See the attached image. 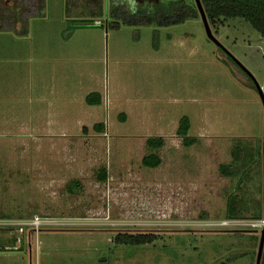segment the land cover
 <instances>
[{
    "label": "rangeland",
    "instance_id": "1",
    "mask_svg": "<svg viewBox=\"0 0 264 264\" xmlns=\"http://www.w3.org/2000/svg\"><path fill=\"white\" fill-rule=\"evenodd\" d=\"M35 2L23 0L19 22L2 27L0 44L23 60L24 37L38 42L47 61L33 77L58 76L70 123L53 128H72L79 138L38 134L41 102L34 80L23 78L32 63L0 58V264H256L264 107L252 78L264 93V38L242 19L210 25L223 51L200 15L143 27L124 22L139 11L123 0H44L40 14ZM3 8L1 16L12 18ZM92 92L104 105L91 111L85 97ZM183 117L197 143L169 147ZM96 124L106 135H83ZM160 135L166 147L155 152L163 164L147 167L142 158L154 151L145 137ZM118 233L158 239L118 245Z\"/></svg>",
    "mask_w": 264,
    "mask_h": 264
},
{
    "label": "trees",
    "instance_id": "2",
    "mask_svg": "<svg viewBox=\"0 0 264 264\" xmlns=\"http://www.w3.org/2000/svg\"><path fill=\"white\" fill-rule=\"evenodd\" d=\"M123 1H125L126 5L130 7L131 0ZM135 1V4L137 3V7H135L139 11L137 16L130 21H127L125 17L123 18L124 22L131 26L141 25L143 27L156 26L166 28L181 25L187 21L196 20L199 15L194 0H150V2L147 0V2L145 1V5H143L144 0ZM201 3L210 25L224 24L231 19H242L248 22L261 35V37L264 38V0H201ZM44 5V0H42L41 4L38 6V10L42 11ZM75 22H79V28L85 26L83 21L77 20ZM228 59L235 63V61L229 56ZM86 101L88 105H99L101 103L100 95L97 93L90 94ZM190 127L189 118L183 117L180 120L177 129V135L182 138L183 145L187 148L192 147L197 143L196 138L188 137ZM94 129L101 132L104 129V125L96 124ZM163 142L162 139H149L147 144L150 148H159L163 145ZM160 163V159L153 154L143 159V164L151 168L158 167ZM221 172L229 176L234 175L229 172L228 167H221ZM98 178L101 182L106 181V169H103L100 172ZM234 205L235 201H230L228 204V212L231 218L235 215ZM157 239L158 236L154 234L118 233L114 241L118 245L142 246L151 244ZM0 251L6 250L5 248L0 247ZM261 264H264V252Z\"/></svg>",
    "mask_w": 264,
    "mask_h": 264
},
{
    "label": "crops",
    "instance_id": "3",
    "mask_svg": "<svg viewBox=\"0 0 264 264\" xmlns=\"http://www.w3.org/2000/svg\"><path fill=\"white\" fill-rule=\"evenodd\" d=\"M38 14H40L39 10H38ZM7 29H10V28H7ZM7 29H4V30H7ZM0 30H2V29H0ZM24 39L27 42L26 43V47L24 49H28L29 54H27L23 60H22L21 56H12L13 57L12 61H14L15 63H20L21 61L28 60V61H30L32 63V65H29L27 70L26 69L24 70V76L25 77H23V78L28 77V79H31L30 80L31 82H33V80H34V83H33V85L30 88H32V89L34 88L35 95L38 97V100H40V102H41V104L39 105V112H40L39 113V117H40V119H42V120H40V124L42 123V127H41V130L38 131L39 132L38 134L40 136L45 137V138L52 137V135H56V134H58L59 136H62V137H70L71 136L70 138H79V136L76 135V134L72 135V133L70 132L72 128H65L64 130L63 129L60 130V128L59 129H57V128L54 129L53 128V126H55V127L56 126H63L65 124L69 123V122L68 123L64 122V111H63L64 107H63V104H62L63 102L59 98V94L62 95V93L58 92V90L60 89V87H59L60 81L58 79V76L57 77L55 76L54 78L50 79V82L48 80L42 78V79H39V82L37 83L38 80H35L36 74L33 77V73L34 72L37 73V71H36L37 68L36 67H38V65H41V63L43 64L44 62L47 61L46 58H45L46 53L44 52L43 49L36 48L37 45H38V42H36L34 40V38L30 39L29 37H24ZM15 40H19V39H15ZM0 49H1L0 50V58H3V59L12 58L10 55H8L6 47H5L4 44H2V43L0 44ZM41 51H43V52H41ZM18 57H20V58H18ZM1 70L4 71L5 68L0 69V73H1ZM18 72H19V70L13 71V70L8 68V72L7 73L11 77H21ZM42 73L44 74L45 72L41 71L40 73H37V75L38 74L42 75ZM48 92L50 93L49 95H48ZM93 93H95V92H92V93H89V94L87 93L85 99L87 100V97L90 94H93ZM99 95L101 96V94H99ZM69 98H71V97H69ZM103 105L104 104H103V101L101 99V103L99 105H88V106H89V108L91 110V109L101 108V107H103ZM89 108H87V109L89 110ZM58 109H60V110L58 111ZM122 119L124 120V122H126L127 115H125V113L122 114ZM58 120H60V121H58ZM86 128L89 129V131L87 133L84 132ZM82 133H83V135L90 136L91 134H96V131H95V129L93 130L92 126H87L86 125V126H84ZM100 133H103V131H101ZM103 134L106 135V132L103 133ZM54 137H56V136H54ZM165 137H166V135H160L159 137H156V138L152 137V136L145 137L146 138L145 147L148 146L147 141L149 139H162L164 141L163 145L161 147H159V148H151V151H154V152H152V154L156 155L160 159V162H161L158 167H154L155 169L156 168L158 169L163 164L162 158L160 157V155L156 154L155 151L156 150H161L164 147H166V141H165L166 139H165ZM173 139L174 140L171 141V144H168L169 147H173V146L176 147V145H174L173 143L174 142L176 143V141H178V140L182 141V138L177 135V131H176V135L173 134ZM182 144H183V141H182ZM185 148H187V147H185ZM145 157H147V156H144L142 158V162H143V159ZM107 169L111 170V167L110 168L108 167ZM111 171H109V172H111Z\"/></svg>",
    "mask_w": 264,
    "mask_h": 264
},
{
    "label": "water",
    "instance_id": "4",
    "mask_svg": "<svg viewBox=\"0 0 264 264\" xmlns=\"http://www.w3.org/2000/svg\"><path fill=\"white\" fill-rule=\"evenodd\" d=\"M197 8H198V12L199 15L201 17L202 23L205 27L206 33L208 38L213 41L217 47L223 51H226L223 46L220 44V42L217 40V38L213 35L208 18L205 14L204 8L202 6L201 0H194ZM228 56L233 59L229 54ZM234 60V59H233ZM253 81V85L255 86V88L257 89L258 93L260 94V98L262 100L263 103V107H264V93L260 87V85L257 83V81L252 78ZM263 140H264V136H263ZM263 168H264V143H263ZM264 218V217H263ZM263 252H264V229L261 232V238H260V244H259V249H258V254H257V259H256V264H261L262 262V258H263Z\"/></svg>",
    "mask_w": 264,
    "mask_h": 264
},
{
    "label": "flooded vegetation",
    "instance_id": "5",
    "mask_svg": "<svg viewBox=\"0 0 264 264\" xmlns=\"http://www.w3.org/2000/svg\"><path fill=\"white\" fill-rule=\"evenodd\" d=\"M41 1L42 0H37V3L35 2L36 4L35 3L32 4L33 7H37L38 9V6L41 4ZM22 2L23 0H0V8L4 7L5 9L10 10V13L12 14V18H9L8 20H6L9 16L8 17L1 16V13L3 11L0 10V29H2V27L5 24H8L11 21L18 20L17 22H19V19H20L19 15L23 12V8H25V4H22ZM135 2H136L135 0L130 1V3H134V4Z\"/></svg>",
    "mask_w": 264,
    "mask_h": 264
},
{
    "label": "built area",
    "instance_id": "6",
    "mask_svg": "<svg viewBox=\"0 0 264 264\" xmlns=\"http://www.w3.org/2000/svg\"><path fill=\"white\" fill-rule=\"evenodd\" d=\"M34 222H35L36 227L39 228L38 226L41 225L43 220L41 218L36 217ZM262 226L264 227V220L262 221Z\"/></svg>",
    "mask_w": 264,
    "mask_h": 264
}]
</instances>
